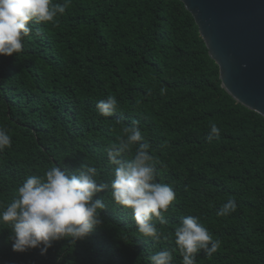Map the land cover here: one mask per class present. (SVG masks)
<instances>
[{
  "label": "trees",
  "instance_id": "obj_1",
  "mask_svg": "<svg viewBox=\"0 0 264 264\" xmlns=\"http://www.w3.org/2000/svg\"><path fill=\"white\" fill-rule=\"evenodd\" d=\"M63 3L64 0H53ZM22 52L0 56V129L11 146L0 152V205L10 203L29 175L82 164L110 183L105 148L134 120L156 161L157 182L176 199L154 241L138 232L131 210L110 190L103 224L84 240H60L46 255L11 247L0 224V264H150L172 250L182 264L174 230L197 216L218 250L196 264H264V117L230 97L198 27L178 0H71L56 23H31ZM112 95L117 110L96 105ZM220 129L209 140L210 126ZM135 149H133L134 151ZM234 199L237 209L216 215Z\"/></svg>",
  "mask_w": 264,
  "mask_h": 264
},
{
  "label": "clouds",
  "instance_id": "obj_2",
  "mask_svg": "<svg viewBox=\"0 0 264 264\" xmlns=\"http://www.w3.org/2000/svg\"><path fill=\"white\" fill-rule=\"evenodd\" d=\"M71 0L54 3L53 0H0V56H13L22 52L24 37L33 29L31 23H56ZM100 115L111 116L117 110V100L109 95L97 102ZM220 129L210 126L209 140L219 138ZM11 137L0 129V152L11 146ZM133 149H135L133 151ZM150 144L144 141L139 121L123 128L117 142L105 148L112 165L110 183L98 182L99 170L82 164L69 173L59 166L51 167L43 175H29L17 187L10 203L0 205V224L10 226L11 247L24 253L39 249L46 255L54 242L84 240L103 224L101 213L106 205L99 193L110 190L113 201L131 210L137 230L144 237L160 240L154 220L161 225L168 223L164 213L176 199L173 188L157 182V161L150 154ZM237 204L229 199L217 211L224 217L235 212ZM174 242L182 256V264H196L202 250L213 255L220 242L214 240L199 217H184L174 230ZM150 264H172V250L164 249L149 257Z\"/></svg>",
  "mask_w": 264,
  "mask_h": 264
},
{
  "label": "water",
  "instance_id": "obj_3",
  "mask_svg": "<svg viewBox=\"0 0 264 264\" xmlns=\"http://www.w3.org/2000/svg\"><path fill=\"white\" fill-rule=\"evenodd\" d=\"M193 17L222 88L264 117V0H178Z\"/></svg>",
  "mask_w": 264,
  "mask_h": 264
}]
</instances>
